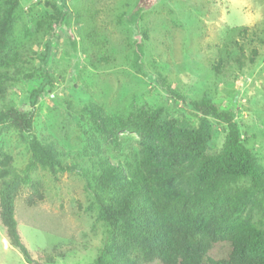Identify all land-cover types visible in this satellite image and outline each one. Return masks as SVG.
Returning <instances> with one entry per match:
<instances>
[{"label":"rangeland","instance_id":"rangeland-1","mask_svg":"<svg viewBox=\"0 0 264 264\" xmlns=\"http://www.w3.org/2000/svg\"><path fill=\"white\" fill-rule=\"evenodd\" d=\"M137 6L143 11L133 21ZM9 12L0 32V112H31L32 130L0 123V161L8 158L0 171L6 166V178H18L15 220L33 254L60 252L54 264H91L108 226L78 169L38 164L30 182H21L31 135L66 165L92 172L105 159L124 170L126 181V164L141 155L133 116L161 111L163 121L196 128L201 115L193 103L207 101L232 114L264 178V0H0V20ZM42 65L53 81L32 109L29 95L42 81ZM208 119L212 155L222 149L227 126ZM193 172L186 166L167 173V184L198 196ZM123 184L96 190L117 206ZM201 201L192 208L218 214L223 206L244 225L264 229V192L245 177ZM147 219L120 220L108 237L119 264L138 257L137 227ZM0 264H27L1 222Z\"/></svg>","mask_w":264,"mask_h":264},{"label":"trees","instance_id":"trees-1","mask_svg":"<svg viewBox=\"0 0 264 264\" xmlns=\"http://www.w3.org/2000/svg\"><path fill=\"white\" fill-rule=\"evenodd\" d=\"M142 11L137 6L132 20L139 19ZM10 15L11 12L0 20V32L6 29ZM45 50L46 53L50 50L49 42ZM45 56L42 64H45ZM41 74L40 85L29 95L32 109L45 86L53 81L43 65ZM193 107L201 116L197 127L191 129L182 127L176 120H161V111L131 118L130 129L139 137L141 155L137 161L126 164L129 173L126 181L124 170L105 159L97 161L92 172L75 164L66 165L31 135V154L21 182H30L29 172L38 164L68 172L79 170L85 178V189L93 196L108 226L107 240L91 264H119L114 255L116 245L113 240L109 242L108 237L117 232L120 220L133 218L138 222L141 217L148 219L137 227L139 255L124 264H264V229L244 225L233 212L231 215L222 212L223 206L218 214L192 208V205H202L204 196L205 201L211 198L229 179L245 177L254 190L264 192L262 171L241 143L232 114L207 101L193 103ZM209 117L227 126L222 149L212 155L206 152L211 135ZM4 121L11 122L20 132L31 133V112L7 108L0 112V123ZM6 158L0 164L4 165ZM186 166L194 169L195 187L202 190L198 196L176 191L167 184V173ZM5 168L2 166L0 171V222L8 244L19 251L27 264H54L55 259L64 254H33L24 244L14 214L18 178H6ZM119 179L124 183L119 204L104 202L96 188L111 186Z\"/></svg>","mask_w":264,"mask_h":264}]
</instances>
